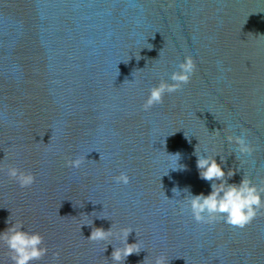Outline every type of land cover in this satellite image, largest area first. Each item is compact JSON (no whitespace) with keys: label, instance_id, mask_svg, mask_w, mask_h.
Returning <instances> with one entry per match:
<instances>
[{"label":"water","instance_id":"95a60500","mask_svg":"<svg viewBox=\"0 0 264 264\" xmlns=\"http://www.w3.org/2000/svg\"><path fill=\"white\" fill-rule=\"evenodd\" d=\"M186 57L191 81L145 110ZM241 132L255 151L237 160L227 137ZM196 147L240 170L229 183L264 187V0H0V232H39L49 252L34 264H113V245L87 239L113 223L145 248L124 264H264V214L240 228L181 210L174 187L211 190ZM176 153L187 170H169ZM13 166L35 183L21 188Z\"/></svg>","mask_w":264,"mask_h":264},{"label":"clouds","instance_id":"9594fccd","mask_svg":"<svg viewBox=\"0 0 264 264\" xmlns=\"http://www.w3.org/2000/svg\"><path fill=\"white\" fill-rule=\"evenodd\" d=\"M195 71V63L191 57H186L176 66V70L171 72L169 79H161L158 85H154L144 104L145 110L155 105L162 104L166 94L179 91L185 84L191 81ZM136 77L134 80L135 81ZM169 80L171 82H169ZM231 127V126H229ZM227 140L235 148L229 155L235 154L238 160L240 156H251L255 151L253 146L247 140L243 132L239 135H229ZM174 158L175 166L169 170L182 171L187 170V165L179 163L181 154H169ZM194 155L197 157L196 166L200 179L210 182V192L204 194H193L190 188L180 189L174 187L172 192L174 197L182 203L181 210L190 211L193 219L200 224H214L218 220L223 221L234 227H245L258 214H264V187L254 184L251 179L243 175L239 183H229V181L239 172V169L226 170L227 157L216 153L208 154L207 150L199 152L197 147ZM219 157V161L217 160ZM84 163L82 158L71 159L67 162L69 168L79 169ZM7 175L10 179L16 181L21 188L30 187L35 183V176L30 172L21 171L17 167H9ZM116 184L128 185L131 177L126 172H121L115 176ZM167 198H169L166 195ZM104 212V211H103ZM93 212L92 217L99 219H110L107 215ZM84 216H89L83 214ZM9 227L0 232V243L6 245L10 253L12 264H34L35 261L42 260L49 252L48 247L44 244V237L36 231L25 229L22 222H9ZM93 226L94 220L86 221L82 226ZM135 230L131 227H122L114 231V223L111 228L105 230L103 227H92L91 235L87 238L93 242L104 243L107 251L108 245H113L114 250L111 253L113 264H124L127 258L133 253L139 254L142 242L137 234V241L129 243V236ZM113 240H118L119 245H114ZM59 251L53 253L55 259H59ZM152 264H169L164 255L154 257Z\"/></svg>","mask_w":264,"mask_h":264}]
</instances>
